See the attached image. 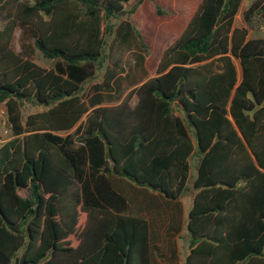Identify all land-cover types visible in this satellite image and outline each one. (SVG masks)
Masks as SVG:
<instances>
[{
	"label": "trees",
	"instance_id": "trees-1",
	"mask_svg": "<svg viewBox=\"0 0 264 264\" xmlns=\"http://www.w3.org/2000/svg\"><path fill=\"white\" fill-rule=\"evenodd\" d=\"M128 1L20 0L0 27L10 132L0 145V264H177L192 156L183 264H264V37L248 35L264 30V0L241 13L243 27H233L242 0H199L154 76L90 111L75 140L66 133L88 111L80 88L104 60L111 21L144 0ZM16 29L52 67L14 51ZM24 103L44 110L23 120Z\"/></svg>",
	"mask_w": 264,
	"mask_h": 264
},
{
	"label": "crops",
	"instance_id": "crops-1",
	"mask_svg": "<svg viewBox=\"0 0 264 264\" xmlns=\"http://www.w3.org/2000/svg\"><path fill=\"white\" fill-rule=\"evenodd\" d=\"M135 1L136 0H129L123 5V7L125 9L130 8ZM153 1L156 5H160V3L163 2L161 0ZM188 1L189 0H186V5L184 7L185 11L190 8L187 4ZM198 1L199 0H196L195 5L190 9L193 8L194 10ZM163 3L167 4L166 2ZM151 7L152 5L150 4V0H144L141 5L137 7L135 13L132 14L128 19L119 18L111 21L113 24V32L107 40L104 51V60L102 61L99 69L95 71L94 78L84 82L80 88L79 97L81 101L86 104L88 111L83 117H81L77 125H75L71 131L66 133L72 136L75 140L77 137L82 135V132L86 127V119L90 111L99 107H112L118 105L128 92L134 90L148 78L154 76L155 67L162 50L180 34L187 19L193 12L192 10L185 19L181 13L179 16L163 19L154 17ZM142 8L145 9L144 11L147 13L146 18L140 15ZM130 22L134 23L136 28L133 26L129 27L131 26ZM178 22H180V26L176 30ZM133 28L139 32L143 43L147 47V53H144L141 50L136 38V43L134 46H132L134 44L133 36L135 37ZM131 47L133 48V51ZM150 50L152 51L151 54ZM127 58H130V63L128 64L129 66L126 65L130 67L129 72H123L120 70L123 67L121 64L125 63ZM42 67L50 68L52 66L49 65L48 67ZM146 70L148 71V74H145ZM135 102L136 99L133 96L129 101V105L132 107ZM190 159L191 157L189 158L188 162H190ZM184 190L185 185L180 197L178 198V202L181 206L180 231L178 234H175L172 239L175 248L177 264H181L179 261V256L183 254L185 258L188 252L186 231L184 229L186 221H183V207H188L189 211L193 194L195 192L193 190V193L188 199L189 201H185ZM182 235H185L186 240L182 239L179 241ZM165 257L168 258V254H165Z\"/></svg>",
	"mask_w": 264,
	"mask_h": 264
},
{
	"label": "rangeland",
	"instance_id": "rangeland-1",
	"mask_svg": "<svg viewBox=\"0 0 264 264\" xmlns=\"http://www.w3.org/2000/svg\"><path fill=\"white\" fill-rule=\"evenodd\" d=\"M20 0H6L1 6H0V27L3 25V23L5 22L6 18H8L13 10V6L14 4ZM160 1V0H158ZM165 3H160V7L167 10L168 14L170 17H175V16H179L180 13L182 14V16H184L183 18L185 19L188 14L193 10L192 9H188L187 11L184 10V7L186 5V0H161ZM252 0H242V3L239 7L238 13L234 18L233 21V27H242L243 23L241 20V13L247 8V6L249 5V3ZM154 2V1H153ZM166 5V6H165ZM145 9L142 8V10L140 11V15L144 16V18H146V11H144ZM129 27H134L136 28V25L132 22H130ZM141 31V29H140ZM249 36H260V37H264V30H262V28H259L256 30V32H249L248 34ZM136 36H133L134 39V44L132 46L135 45L136 43ZM12 47L13 49L19 53L22 54L23 56H28L30 58V60L32 62H34L35 64L39 65V66H49L51 65L50 61H47L45 59L42 58L41 54L35 50L32 46V39L31 36L28 32L24 31L23 29H16L14 32V36H13V41H12ZM132 51L133 48L131 47ZM152 53V51L150 50V54ZM130 58H127V61L125 60V63H122L121 65L123 66L122 70L123 72H129V62ZM128 65V66H126ZM234 65L237 71V74L239 75V68H238V64L236 61H234ZM148 74V71L146 70V73ZM44 110V108L39 107V106H34V105H30L27 103H24L21 107V116L22 119L24 120V118L32 113L35 112H39ZM10 138V132L8 129V126L6 124V120H5V113H4V108L2 105H0V145L3 144L5 141L9 140ZM197 164V158L192 156L189 162V173H188V178L187 181L185 183V190H184V200L187 201L189 199V197L191 196V194L193 193V189L191 188L192 185V181L195 177V167ZM189 201V200H188ZM190 205V204H189ZM188 211V207L185 208L183 207V221H186V214ZM184 228V227H183ZM185 229V228H184ZM182 239H185V235H182L181 238L179 239V241H181ZM186 240V239H185ZM184 244V243H183ZM20 253L17 254V256ZM184 259V255L181 254L179 256V261L182 264Z\"/></svg>",
	"mask_w": 264,
	"mask_h": 264
},
{
	"label": "built area",
	"instance_id": "built-area-1",
	"mask_svg": "<svg viewBox=\"0 0 264 264\" xmlns=\"http://www.w3.org/2000/svg\"><path fill=\"white\" fill-rule=\"evenodd\" d=\"M5 120H6V118H5Z\"/></svg>",
	"mask_w": 264,
	"mask_h": 264
}]
</instances>
